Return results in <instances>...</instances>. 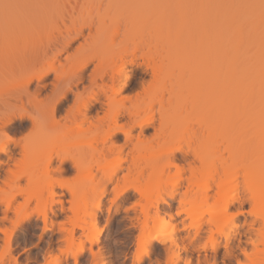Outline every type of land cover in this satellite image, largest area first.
<instances>
[{"label":"bare ground","instance_id":"obj_1","mask_svg":"<svg viewBox=\"0 0 264 264\" xmlns=\"http://www.w3.org/2000/svg\"><path fill=\"white\" fill-rule=\"evenodd\" d=\"M0 233V264H264V0H0Z\"/></svg>","mask_w":264,"mask_h":264},{"label":"rangeland","instance_id":"obj_2","mask_svg":"<svg viewBox=\"0 0 264 264\" xmlns=\"http://www.w3.org/2000/svg\"><path fill=\"white\" fill-rule=\"evenodd\" d=\"M235 193H237V192H235ZM235 193H233V194H235ZM119 197H121V196H119ZM119 201H122V200H119ZM231 210L233 211V208H231ZM248 212H249V208L246 207L245 212H243V214L237 216L238 219L240 221H243L245 219V217L246 218H248V216L250 217V214ZM237 225H239V223H237ZM114 226L116 227V225H114ZM120 226H122L121 227V229L123 228L122 230H126V229L129 228V225H128L127 222L121 223ZM134 233H135V230H134ZM0 237H1V240H0V253H1L2 250H5L7 248H6L5 244H4V240H3L4 239V236L2 237V233H0ZM214 237L217 238L218 237L217 234L214 233ZM248 245L250 246V244H248ZM42 247H43L42 246V241H38L35 244L33 243L32 245L26 246V248H23V249H21V248H18L17 249L16 248V249H14L13 256H15V258H16V264H43V263H39L38 261H35V258H34V255L36 254V250H39L40 249L39 252L37 251V254H38V253H40V251L43 250ZM29 251H31V253ZM4 257L7 258L6 255H4ZM61 258L62 257L60 256V254L54 255L50 259L51 264H59V262L57 261V259H61ZM7 260L4 259V263L5 264H12V263L9 262V260L8 261ZM227 261H228V258L224 255V251L221 248L220 249V256H219V259H218V264H227ZM165 262H166V259L164 258V259L159 260L158 261V264H166ZM193 263L194 264L196 263L195 260L193 261ZM124 264H131V261L127 259L126 261H124Z\"/></svg>","mask_w":264,"mask_h":264}]
</instances>
